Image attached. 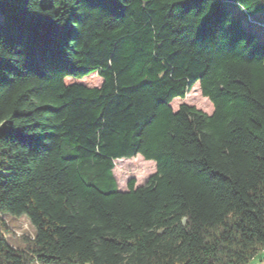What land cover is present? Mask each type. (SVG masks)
Returning a JSON list of instances; mask_svg holds the SVG:
<instances>
[{
	"label": "trees",
	"instance_id": "trees-1",
	"mask_svg": "<svg viewBox=\"0 0 264 264\" xmlns=\"http://www.w3.org/2000/svg\"><path fill=\"white\" fill-rule=\"evenodd\" d=\"M263 12L264 0H0V264L260 255ZM93 75L100 86L81 83ZM196 84L213 112L174 110ZM138 155L157 171L120 191L115 161ZM5 215L34 227L23 248Z\"/></svg>",
	"mask_w": 264,
	"mask_h": 264
},
{
	"label": "rangeland",
	"instance_id": "rangeland-1",
	"mask_svg": "<svg viewBox=\"0 0 264 264\" xmlns=\"http://www.w3.org/2000/svg\"><path fill=\"white\" fill-rule=\"evenodd\" d=\"M235 13L240 15L238 8L234 6ZM260 22L264 23V12L255 16ZM72 82L68 80V83ZM82 84L95 87L100 86L102 80L97 76L93 75L89 78L81 81ZM178 101L172 103L174 110H177L181 104H187L195 106L208 114L213 112V106L210 101L203 97L198 84L194 85L193 88L188 92L184 100L177 99ZM115 161L114 176L118 183L120 191H127L128 183L131 180L135 181V187L145 185L151 176H153L157 169L156 164L153 161H147L140 155L132 159H123V163ZM3 219L8 227L9 232L5 234L10 245L16 248H23L25 238H32L34 236L35 229L25 215L20 217L5 215ZM32 264H38L33 262Z\"/></svg>",
	"mask_w": 264,
	"mask_h": 264
},
{
	"label": "crops",
	"instance_id": "crops-1",
	"mask_svg": "<svg viewBox=\"0 0 264 264\" xmlns=\"http://www.w3.org/2000/svg\"><path fill=\"white\" fill-rule=\"evenodd\" d=\"M248 264H264V255L260 254Z\"/></svg>",
	"mask_w": 264,
	"mask_h": 264
},
{
	"label": "bare ground",
	"instance_id": "bare-ground-1",
	"mask_svg": "<svg viewBox=\"0 0 264 264\" xmlns=\"http://www.w3.org/2000/svg\"><path fill=\"white\" fill-rule=\"evenodd\" d=\"M261 254H264V250L262 251V253Z\"/></svg>",
	"mask_w": 264,
	"mask_h": 264
},
{
	"label": "built area",
	"instance_id": "built-area-1",
	"mask_svg": "<svg viewBox=\"0 0 264 264\" xmlns=\"http://www.w3.org/2000/svg\"><path fill=\"white\" fill-rule=\"evenodd\" d=\"M264 255V254H263Z\"/></svg>",
	"mask_w": 264,
	"mask_h": 264
}]
</instances>
